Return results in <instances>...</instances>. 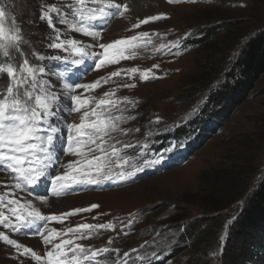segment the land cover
Segmentation results:
<instances>
[{"label": "rangeland", "instance_id": "1", "mask_svg": "<svg viewBox=\"0 0 264 264\" xmlns=\"http://www.w3.org/2000/svg\"><path fill=\"white\" fill-rule=\"evenodd\" d=\"M117 1L128 5L124 0ZM70 2L71 0H0V6L5 10V28L18 27L25 41L21 45L20 53H15L17 60L22 61L27 58L34 66H44L46 70L44 79L49 81L51 91L60 95L61 107L58 110L60 121L55 123L57 118H52V124L59 125L60 130L55 142L57 160L51 172L58 175L66 172L74 174L75 168H81L91 171L95 176L97 173L94 167L86 165L84 169L82 164L76 165L74 162L102 156L104 160L111 161L100 173L102 185L119 189L79 191L75 195L69 191L57 196L53 194V190H50L52 184L49 177L41 183L45 188L42 194L31 195L27 192L28 189L23 191L15 189L13 174L0 169V194L11 193L8 198L16 199L21 204L30 202L43 215L57 218L50 219L49 224L39 221V226L20 232H13L0 226V232L41 257H45L46 252L51 250L54 244L63 240H72L73 244L68 245V248L81 245L91 250L109 249L107 253L96 258L101 264H150L149 260L151 264H230L234 256L240 253L244 256L243 264H264V258L255 259V254H260V250H255L252 240L242 243L241 237L232 236L234 231H238V229L233 230L232 225L237 222L243 206L234 207L221 217L218 243L210 247L207 252H196L191 247L188 248V245L193 243L191 238H186L184 245L180 239L185 235L188 223L217 217L220 214L221 211L218 212L214 208L216 202L208 183H211L216 176L227 175L224 164L236 160L234 155L240 149L248 147L252 153L251 162L247 164L253 171L251 183L255 181L256 186L261 178L257 175L264 174V75L249 92L248 97L242 98L236 89L225 88L232 83L231 81L228 80L224 86L220 81L221 75H226L229 66L233 64V57L218 73L217 79L212 81L209 88V85L205 88L201 87L208 78V72L205 70L207 66H203L217 48V45L209 48L213 42L185 54L168 55V52L161 48L163 44L177 47L183 38L190 36L198 38L200 30L225 21L244 23L239 30L238 39L239 43H245L257 32L264 31V0H196L195 3L154 0L155 8L154 11L151 10L152 12L145 7L141 11H132L128 5L129 10L123 17L95 24L96 30L101 32L98 40L69 30L65 24L58 22L57 13H50L61 40L78 39L87 46L86 51L89 53H102L103 50L99 47L102 43L138 37L137 47L125 48L124 51L125 55H130L132 58H121L118 63L113 64L106 61L99 69L94 68L93 65L102 57H88L74 64L71 61L78 60V57L69 56L68 51L49 47L53 43L51 37L56 33L47 20L42 18L43 14L49 6H56L62 12H69L67 5ZM153 16L166 18L133 27ZM122 18L130 19L129 25L124 29L116 30V24ZM141 33H148V36H140ZM216 40L215 43L221 39ZM132 43L135 44V41ZM236 51L238 49H232L230 55L233 56ZM39 56L45 59L38 60L36 57ZM55 56H60L61 60H52ZM208 65L209 68H213V63ZM133 68L138 71L135 73L128 71ZM113 72H120V75L110 76ZM145 72L148 73L147 80L142 78ZM96 81L100 83L94 89L75 87L69 94L63 88L65 83L70 86L91 85ZM7 83V75L0 76V85L6 86ZM126 85L135 86L126 87ZM218 85L223 86L218 93L224 91L231 93L233 97L231 103L227 105L228 108L224 107L222 111H230L233 103L235 104L233 112L230 111V115L225 118L222 130L215 139L206 142L193 157H179L180 143L175 140L167 143L165 136L168 132L173 135L172 130L175 126L198 116L200 110L215 108L213 103H209L210 88ZM106 93L114 94L105 95ZM69 95L80 96L81 101L88 103L82 104L80 111L69 112L68 108L75 107V102L69 98ZM102 100L105 103H100ZM108 101H118V103L113 104ZM93 109L105 119L117 123L118 130L104 136L103 142L97 140L96 144L82 147L81 151L85 154L83 157L69 154L66 147L67 125L80 124L82 114L86 111L91 113ZM209 113H214V110L210 109ZM115 117H121V120L116 121ZM94 119V116L89 115L85 123H91ZM158 143H161L159 147L164 149L160 156L157 152H152ZM101 144L105 152L93 150ZM182 145L180 151L186 149V144ZM111 146L117 150L115 156L112 155ZM128 147L136 148L137 152L132 151V154L130 153L126 158L127 154L122 148ZM176 153L177 156H173L172 159L170 154ZM117 157L126 158L128 163L125 164ZM69 164H73V168H68ZM135 169L141 170L135 171ZM109 171L112 174L111 180L103 178V173ZM121 171L125 175L128 172L135 174L129 179L122 180L118 179ZM78 184L70 183L66 190ZM120 185L125 188L122 189ZM63 198L66 199L61 200L62 204L56 212L49 214L50 202ZM92 205L99 207L91 208ZM77 209L91 210L75 212ZM4 211L15 222V217H11L7 209ZM176 218L182 219L183 222L174 224L172 220ZM84 224H112L114 228L83 229L81 226ZM45 225L49 228H45ZM68 229L77 231L73 233ZM39 230L44 233V237L54 235L53 230L60 233V236L54 237L50 244L45 245L44 237L39 235ZM263 231L264 225L258 230V234ZM81 233L91 234V238L78 239ZM229 236L233 238L230 239ZM185 245V250L176 253L178 248H183ZM23 248L18 251L15 247L0 241V264H37L30 254H22ZM160 252L164 257L168 253L174 256L165 260ZM84 264L88 262L85 261Z\"/></svg>", "mask_w": 264, "mask_h": 264}, {"label": "snow or ice", "instance_id": "2", "mask_svg": "<svg viewBox=\"0 0 264 264\" xmlns=\"http://www.w3.org/2000/svg\"><path fill=\"white\" fill-rule=\"evenodd\" d=\"M169 3L190 2L195 3L196 0H168ZM69 12H62L56 6H49L44 12L43 17L47 20L50 27L56 33L53 43L49 47L69 52V56H76L78 60H72L71 63H80L88 57L97 58L98 63L93 67L99 69L102 65L108 63H118L121 58H132L130 55H125V48H135L138 37L133 36L127 40H116L112 43H102L99 47L103 50L102 53H89L86 51L87 46L82 41L75 39L61 40L59 30L56 29L50 13L55 12L59 17V23L67 25L68 29L82 35L88 36L93 40H98L101 37V32L96 30L95 24L106 23L116 17H123L127 12L128 5L116 2V0H71L67 5ZM69 16L72 19H69ZM5 10L0 6V76L6 74L8 83L6 86L0 85V169L13 174L15 181L13 187L17 190H25L28 187L39 186L43 181L51 177L53 186V194L61 195L69 188L70 183L80 184H99L101 183L100 173L106 167L110 160H104L102 156L95 157L91 160H77L76 165L85 164L89 167H94L97 175H93L91 171L75 168L76 175L68 172L63 175H58L50 171L53 164L56 162L55 142L58 138L59 125L52 124V118L58 117V110L61 107L60 95L51 91V85L48 80L44 79L46 70L44 66H34L30 64L27 58L18 61L15 53H20L22 43H25L23 36L18 27L5 28L4 24ZM162 16H153L146 18L133 27H139L140 24H147L150 21H156ZM140 36H148V33H141ZM164 45H161L163 48ZM22 55V53H21ZM43 61L42 56L36 57ZM54 60H61L60 56L52 57ZM158 67V66H156ZM132 73L138 70L133 68L128 70ZM150 71V70H149ZM120 72H113L110 76H118ZM142 78L147 80L148 73L142 74ZM105 82H107L105 80ZM99 81L94 84H79L70 86L65 83L63 88L70 94L75 87L84 89H94L99 85ZM135 85H126V87H134ZM114 93H106L112 95ZM69 98L75 102V107H70L67 110L80 111L82 104H87V101H81L80 96H71ZM127 100V98H125ZM131 103V101H128ZM105 103V101H100ZM108 103H118L108 101ZM99 107V105H97ZM92 115L95 119L91 123H85L86 118ZM134 119V117H133ZM116 121H120L121 117H115ZM67 152L71 155L83 157L85 154L81 148L88 144H96L97 140L103 142V137L110 135L111 132L118 130V124L112 122L111 119H105L98 114L95 109L89 112H84L81 117L80 124L67 125ZM91 129V131H85ZM87 137V139H81ZM112 155H116L114 146ZM100 152H105L102 144L97 146ZM128 163L123 157H117ZM68 168H73V164H69ZM134 167V166H133ZM141 169H135L140 171ZM135 172H128L127 175L123 171L118 174V179L126 180L131 178ZM103 178L112 179L111 172H104ZM11 193L5 192L0 194V226L9 229L13 232H20L24 229L31 228L38 221L47 222L56 217H48L43 215L38 209L33 207L30 202L21 204L16 199L8 198ZM46 203V201H43ZM99 205H92L91 208H97ZM4 209H7L11 217H15V222L5 214ZM91 209H77L75 212L90 211ZM62 222V221H61ZM83 229L106 228L113 229L112 224L108 225H89L81 226ZM69 232H76L75 229H68ZM54 235L44 237V233L39 235L44 237L45 245L52 242L54 237H59L60 233L53 230ZM78 239H90L91 234L81 233ZM0 241L5 244L15 247L18 251L23 248L22 245L8 235L0 232ZM111 243V241H109ZM73 244L72 240H63L61 243L54 244L52 249L46 252L45 257L39 256L36 252L28 248H23L22 254H30L37 264H101L96 258L107 253L109 249L103 248L98 250L85 249L81 245H74L71 248L67 246Z\"/></svg>", "mask_w": 264, "mask_h": 264}, {"label": "trees", "instance_id": "3", "mask_svg": "<svg viewBox=\"0 0 264 264\" xmlns=\"http://www.w3.org/2000/svg\"><path fill=\"white\" fill-rule=\"evenodd\" d=\"M242 21L222 22L200 30L197 39L190 41L189 47L193 49L198 47L217 48L212 55L207 58L205 70H207L208 78L202 83L201 87H210L212 81L217 79L218 73L228 64L229 59L233 57V64L229 66V71L226 75L222 74L220 81L223 86L229 81L232 83L226 85L227 90H235L242 95V98L248 97L249 92L257 84L260 78L264 75V31H259L252 36L247 42L239 43V30L243 26ZM215 39H221L214 42ZM216 40V41H217ZM237 47L235 48V46ZM234 55H230L231 50H235ZM208 63H213V68H209ZM212 67V66H211ZM215 67V68H214ZM232 75V77H229ZM223 86L210 88L211 95L210 102L215 108H207L200 110V114L189 120H185L182 124L175 126L172 130L173 135L168 132L165 136V141L169 143L170 140H175L178 143L187 142L189 154L187 157H193L202 146L215 139L225 123V118L230 115V111L235 108L232 103V109L222 111L224 107L228 108V103H231L232 94L227 92H220ZM215 98V101H213ZM233 101V100H232ZM219 107V108H218ZM214 110L210 114L209 110ZM221 110V111H220ZM233 112V111H232ZM251 150L248 147L240 149L234 155L236 160L226 162L225 171L227 175L216 176L212 182L208 183L211 195L216 202L215 209L220 212L217 217H208L206 220L202 219L193 223H188L186 233L181 237L184 243L186 238L192 239V244L188 245L194 251L207 252L210 247L218 243V232L221 229V217L231 211L232 208L243 206L238 220L232 225L234 231L232 236L241 237L242 243L252 240L255 244V250H260V254H255L256 260L264 258V231L258 234V230L264 225V174H259L261 177L258 184L255 186V181L251 183V176L253 171L247 164L251 162ZM239 203V206H238ZM242 203V204H241ZM174 224L181 223L182 219L176 218L172 220ZM183 222V221H182ZM213 223V224H212ZM217 232V234H216ZM229 238H233L230 237ZM185 249H182V251ZM180 252V251H179ZM178 252V253H179ZM226 252L223 256H225ZM243 255H235L230 264H243Z\"/></svg>", "mask_w": 264, "mask_h": 264}, {"label": "bare ground", "instance_id": "4", "mask_svg": "<svg viewBox=\"0 0 264 264\" xmlns=\"http://www.w3.org/2000/svg\"><path fill=\"white\" fill-rule=\"evenodd\" d=\"M126 3H128V5L130 6V8L132 9V11H141L143 9V7H145L149 12L154 11L155 5H154V0H124ZM118 2V1H117ZM152 10V11H151ZM129 20L130 19H124L122 18L117 24H116V30L118 29H124L125 26L129 25ZM66 198L63 199H57V200H52L50 202V206L51 209H49L48 213L51 214L53 212H56V210L58 209V207H60L59 205L62 204L61 200H64ZM37 202V201H36ZM48 205V204H47ZM33 206V205H32ZM43 206V205H42ZM45 213V212H44Z\"/></svg>", "mask_w": 264, "mask_h": 264}]
</instances>
